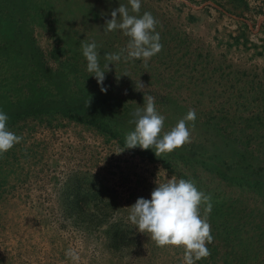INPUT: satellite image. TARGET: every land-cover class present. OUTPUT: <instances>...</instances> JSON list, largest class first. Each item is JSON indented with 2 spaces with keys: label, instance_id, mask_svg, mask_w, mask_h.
I'll return each mask as SVG.
<instances>
[{
  "label": "rangeland",
  "instance_id": "374dc122",
  "mask_svg": "<svg viewBox=\"0 0 264 264\" xmlns=\"http://www.w3.org/2000/svg\"><path fill=\"white\" fill-rule=\"evenodd\" d=\"M120 4L131 13L129 0H0V109L21 112L8 126L22 137L0 156V264H184L183 247L129 220L170 178L211 196L196 264H264V0H142L162 50L110 64L105 92L82 43L101 67L127 47L106 31ZM148 96L161 135L195 111L190 143L162 157L125 148Z\"/></svg>",
  "mask_w": 264,
  "mask_h": 264
},
{
  "label": "clouds",
  "instance_id": "9594fccd",
  "mask_svg": "<svg viewBox=\"0 0 264 264\" xmlns=\"http://www.w3.org/2000/svg\"><path fill=\"white\" fill-rule=\"evenodd\" d=\"M129 4L131 13L127 6L120 4L111 12L112 18L106 22V31L120 30L129 37L125 49L118 53H104L105 64L101 67V53L97 43H82L87 71L94 75L101 90L105 92V73L110 64L114 65L122 58L148 60L163 47L160 34L156 31L158 21L150 12L145 11L140 15L142 0H129ZM136 116L135 120L130 121L135 127L126 134L125 148L152 149L157 157H162V154L191 142L187 122L196 120L194 110H190L163 135L161 132L166 118L157 110L154 97L148 96L144 100V106L136 110ZM8 121L9 115L0 109V156L22 139L10 130ZM156 183L150 198L139 197L129 206V220L140 232L147 233L158 246L183 247L184 264H196L198 260L210 255L207 244L213 241V235L207 214L212 211L211 196L200 190L191 179L170 178ZM202 206L205 215H201Z\"/></svg>",
  "mask_w": 264,
  "mask_h": 264
},
{
  "label": "trees",
  "instance_id": "16d2710c",
  "mask_svg": "<svg viewBox=\"0 0 264 264\" xmlns=\"http://www.w3.org/2000/svg\"><path fill=\"white\" fill-rule=\"evenodd\" d=\"M1 97L4 100H8V101H6V104H9L8 107L11 108V106H13L12 100H10L9 96L6 95V97H5L4 94H3ZM6 113L9 115L8 123L9 122L10 123L13 122L16 119L17 116L19 117L21 115V112L14 111L13 109L12 110H7Z\"/></svg>",
  "mask_w": 264,
  "mask_h": 264
}]
</instances>
